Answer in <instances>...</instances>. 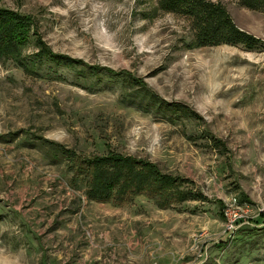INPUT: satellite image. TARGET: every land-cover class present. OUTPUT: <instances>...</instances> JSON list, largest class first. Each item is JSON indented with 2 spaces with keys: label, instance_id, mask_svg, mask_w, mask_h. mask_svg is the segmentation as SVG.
I'll return each mask as SVG.
<instances>
[{
  "label": "rangeland",
  "instance_id": "374dc122",
  "mask_svg": "<svg viewBox=\"0 0 264 264\" xmlns=\"http://www.w3.org/2000/svg\"><path fill=\"white\" fill-rule=\"evenodd\" d=\"M205 1L257 47H190L195 23L163 0H0L35 23L21 65L0 58V264H264V8ZM37 38L81 65L39 57ZM84 65L128 71L200 118L173 123L127 105L132 87ZM109 149L155 162L206 198L163 209L144 195L88 200L70 158ZM231 194L251 212L229 233Z\"/></svg>",
  "mask_w": 264,
  "mask_h": 264
},
{
  "label": "trees",
  "instance_id": "16d2710c",
  "mask_svg": "<svg viewBox=\"0 0 264 264\" xmlns=\"http://www.w3.org/2000/svg\"><path fill=\"white\" fill-rule=\"evenodd\" d=\"M240 1L248 8H264V0ZM163 2L170 10L192 18L195 23V35L190 47L229 44L254 49L261 42L260 39L237 28L227 10L219 3L205 0H163ZM34 24L31 14H22L10 8L0 7V58L10 57L20 64V48L29 40V33ZM39 44L42 47L39 57L67 67L81 65V60L49 50L40 39ZM84 66H87L88 72L98 77L101 73L121 77L125 82L123 86L132 87L134 91L131 94L125 93L122 101L127 105L152 112L173 123L182 118H200L199 114L185 103L168 102L159 98L128 71L115 72L98 66ZM208 138L214 147H219L220 140L212 136ZM70 160H74L75 164L80 162L79 172L86 177L85 193L89 200L120 205L130 202L136 196L144 195L153 199L158 207L167 208L187 200L206 198L200 190L188 187L190 181L186 178L165 173L156 163L146 158H136L109 149L105 154L78 159L71 156Z\"/></svg>",
  "mask_w": 264,
  "mask_h": 264
},
{
  "label": "built area",
  "instance_id": "2783aa9c",
  "mask_svg": "<svg viewBox=\"0 0 264 264\" xmlns=\"http://www.w3.org/2000/svg\"><path fill=\"white\" fill-rule=\"evenodd\" d=\"M224 230L233 232L236 227L246 221L251 209L246 204H241L236 195L231 194L223 199Z\"/></svg>",
  "mask_w": 264,
  "mask_h": 264
},
{
  "label": "crops",
  "instance_id": "0c3cea01",
  "mask_svg": "<svg viewBox=\"0 0 264 264\" xmlns=\"http://www.w3.org/2000/svg\"><path fill=\"white\" fill-rule=\"evenodd\" d=\"M149 160V159H148ZM155 163V162H154ZM89 200V199H88ZM90 201H93V200H90ZM187 201H190V200H187ZM95 202V201H94ZM97 202V201H96ZM186 202V201H185ZM103 203V202H102ZM129 203V202H128ZM183 203V202H182ZM173 206V205H172ZM160 208V207H159ZM163 209V208H162Z\"/></svg>",
  "mask_w": 264,
  "mask_h": 264
}]
</instances>
